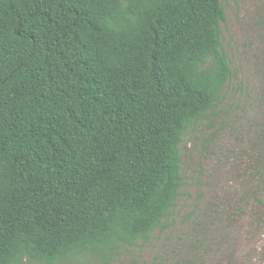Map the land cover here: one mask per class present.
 I'll return each mask as SVG.
<instances>
[{
    "label": "trees",
    "instance_id": "trees-1",
    "mask_svg": "<svg viewBox=\"0 0 264 264\" xmlns=\"http://www.w3.org/2000/svg\"><path fill=\"white\" fill-rule=\"evenodd\" d=\"M225 1L0 0V264H113L165 228L234 75Z\"/></svg>",
    "mask_w": 264,
    "mask_h": 264
},
{
    "label": "rangeland",
    "instance_id": "rangeland-1",
    "mask_svg": "<svg viewBox=\"0 0 264 264\" xmlns=\"http://www.w3.org/2000/svg\"><path fill=\"white\" fill-rule=\"evenodd\" d=\"M224 6L233 78L209 122L184 136V185L165 228L113 264H264V0Z\"/></svg>",
    "mask_w": 264,
    "mask_h": 264
}]
</instances>
